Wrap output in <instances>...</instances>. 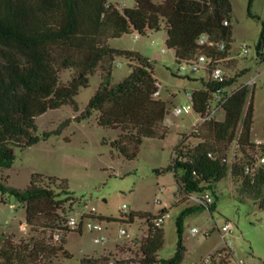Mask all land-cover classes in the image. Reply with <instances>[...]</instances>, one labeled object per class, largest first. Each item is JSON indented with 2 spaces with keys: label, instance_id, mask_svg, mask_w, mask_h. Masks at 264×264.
<instances>
[{
  "label": "trees",
  "instance_id": "trees-1",
  "mask_svg": "<svg viewBox=\"0 0 264 264\" xmlns=\"http://www.w3.org/2000/svg\"><path fill=\"white\" fill-rule=\"evenodd\" d=\"M254 0L249 1V14ZM136 7L121 9L110 0H0V167L10 168L16 158L15 149L30 147L52 132L39 136L36 120L51 109L71 105L80 107L76 96L90 84V76L100 72L101 81L95 94L76 120L88 119L96 113L100 126L118 131L111 146L127 159H134L146 138L164 139L169 128L165 125L169 113L167 101L157 96L159 81L153 63L139 53L117 49L113 39L136 31L140 35L167 31L166 44L175 52L178 62L188 61L205 53L219 58L228 57L233 42V5L231 0H135ZM203 35H210L226 44L224 52L198 44ZM264 61V22L257 45ZM117 57L130 62V74L113 82V64ZM72 70L71 79L61 83L62 71ZM247 70L242 72V75ZM219 83L210 77L201 79L194 90V105L198 113L207 107L212 92L234 83ZM250 101L245 112V107ZM70 120L64 121L55 133H61ZM254 129V91L249 86L238 88L226 105L223 121H211L192 138L190 146L181 134L174 150L172 164L157 173L174 171L178 192L190 200V195L211 192L217 198L216 183L231 175L242 197L250 198L264 209V145L252 137ZM108 140L105 139L104 143ZM235 147L234 157L230 160ZM241 156V157H239ZM250 169V170H249ZM182 171V175L178 171ZM35 173L25 189L8 186L0 179L2 201L6 195L16 198L27 209V224L35 231H50L46 237L33 238L31 244H21L5 251L0 264H36L39 257H52L59 252L67 260L73 255L65 249L68 234L65 204L74 199L66 180ZM213 212L212 205L193 204L177 218L179 242L169 259H161L164 230L152 224L153 215L131 214L148 222L147 234L136 239L138 249L121 264H181L185 258L183 228L185 218L200 209ZM56 233L60 240H55ZM12 244V241H11ZM15 250V251H14ZM15 252V254H14ZM20 253L24 254L21 258ZM18 254V255H17ZM19 261V262H18ZM23 261V262H20ZM109 264L110 257H84L87 262Z\"/></svg>",
  "mask_w": 264,
  "mask_h": 264
},
{
  "label": "rangeland",
  "instance_id": "rangeland-1",
  "mask_svg": "<svg viewBox=\"0 0 264 264\" xmlns=\"http://www.w3.org/2000/svg\"><path fill=\"white\" fill-rule=\"evenodd\" d=\"M121 9L136 7L135 0H110ZM161 1V0H159ZM250 0H231L233 5V42L228 67L232 74L246 73L238 78L240 83L256 80L249 85L254 91V129L252 137L264 140V61L260 60L257 45L264 22V0H254L249 14ZM167 31L163 26L159 31L139 35L136 31L113 39L111 45L117 49L139 53L154 65V74L161 89L159 97L168 103L169 112L175 105H188L191 100L187 92L201 86L204 73L179 72V62L175 52L166 44ZM245 48L248 49L244 53ZM72 70L62 71L61 83L66 84ZM130 74V62L125 57H117L113 64V82L118 83ZM101 81L100 72L90 76L88 87L82 88L76 96L80 111L71 105L48 110L36 120L37 134L52 132L49 138L23 150L15 149L16 158L10 168L0 167V179L8 186L25 189L31 183L33 174L40 173L42 185H48L47 177L66 180L74 199L65 204L66 214L81 218L84 214L103 219L107 227L103 232L90 231L86 227L81 232L67 236L64 246L73 257L69 260L63 254L52 257H39L36 264H94L82 263L86 256L91 258L110 257L109 264H121L138 249L136 239L147 234L148 222L138 217L132 221L131 214L145 213L159 215L166 208L169 216L163 223L164 246L159 252L161 259L175 255L179 242L177 218L187 206L193 205L179 192L174 171L167 169L172 164L174 150L181 134L190 146L199 139L192 138L189 132L198 120L195 113L174 116L169 113L166 122L169 132L164 139H144L138 156L127 159L111 146L110 141L118 136V131L100 126L96 113L88 119L76 120V116L86 108L90 98L97 91ZM245 107V112L248 108ZM70 120L61 133H55L60 125ZM107 139L108 142L104 143ZM230 160L234 157V150ZM241 157V156H239ZM182 175V171H178ZM238 184L231 175L216 183L217 208L210 212L204 208L189 214L184 220L183 245L185 258L181 264H194L202 257L216 252L224 242L218 230L232 222L228 234L232 240V251L239 260L250 264H264V209L250 198L242 197L237 191ZM126 207L124 208V206ZM91 212H93L91 214ZM26 226L27 230H24ZM198 228L193 234L192 229ZM125 228L130 237L121 236ZM108 237L107 241L96 242V237ZM46 237L50 231H33L27 224V209L16 198L6 195L2 201L0 192V260L5 251H13L19 245L31 244L33 238ZM12 241V244H11ZM19 248V247H18ZM15 251V250H14ZM15 254V252H14ZM18 255V254H17ZM21 258L24 257L20 253ZM19 262V261H18ZM23 262V261H20ZM33 264V262H32ZM102 264V263H96Z\"/></svg>",
  "mask_w": 264,
  "mask_h": 264
},
{
  "label": "built area",
  "instance_id": "built-area-1",
  "mask_svg": "<svg viewBox=\"0 0 264 264\" xmlns=\"http://www.w3.org/2000/svg\"><path fill=\"white\" fill-rule=\"evenodd\" d=\"M140 35V34H139ZM198 44L203 47H208L215 49L217 52H224L226 50L225 43H219L214 41L210 35H203ZM248 49L245 48L244 53H247ZM230 57L219 58L217 55L208 56L205 53L198 55L196 58L188 61L179 62V72L182 73H204L206 77H210L212 80L219 83L229 82L236 77V74L230 73V68L228 63ZM256 80L251 79L246 82L240 83L238 79L230 84L227 87H219L216 91L212 92L208 101L207 107L204 111L198 113L194 105V90L188 91L187 96L191 100V103L188 105H175L169 113H172L174 116H181L183 114L195 113L198 116V120L194 122L192 130L189 132V135L198 133L204 125L211 121H223L226 117V105L233 95V93L242 86L255 85ZM161 94L160 84L157 96ZM169 113L166 115L165 124L167 121H170ZM255 142L258 145H264L263 139H255ZM264 164V155L259 157L258 164ZM250 170V169H249ZM190 200L194 204H204L212 205L214 203V196L211 192H205L202 194H193L190 195ZM126 205L124 206V208ZM93 212H91L92 214ZM169 216L168 209L166 208L159 215L154 216L152 224L155 227H161L166 219ZM66 225L68 229L74 232H81L85 227L90 231L103 232L107 227L103 224V219L98 217H91L84 214L81 218H77L73 215H67ZM149 226V225H148ZM233 227L232 222L226 223L223 228L219 229L218 232L222 237L224 242L223 247L218 249L216 252L210 253L202 257L198 262L194 264H250L247 260H239L236 258L234 252L232 251V240L228 238V234L231 232ZM24 230H27L24 226ZM198 228H193L192 233H198ZM120 235L130 237V234L125 228L120 229ZM55 240H60V234L56 233ZM96 242L107 241L108 237L106 235H101L96 237Z\"/></svg>",
  "mask_w": 264,
  "mask_h": 264
}]
</instances>
